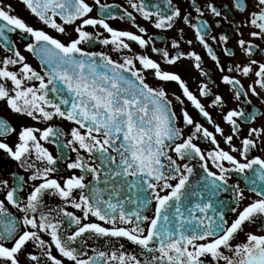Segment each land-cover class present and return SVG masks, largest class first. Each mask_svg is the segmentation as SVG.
<instances>
[{
  "label": "snow or ice",
  "instance_id": "obj_1",
  "mask_svg": "<svg viewBox=\"0 0 264 264\" xmlns=\"http://www.w3.org/2000/svg\"><path fill=\"white\" fill-rule=\"evenodd\" d=\"M20 3L0 264H264V0Z\"/></svg>",
  "mask_w": 264,
  "mask_h": 264
},
{
  "label": "flooded vegetation",
  "instance_id": "obj_2",
  "mask_svg": "<svg viewBox=\"0 0 264 264\" xmlns=\"http://www.w3.org/2000/svg\"><path fill=\"white\" fill-rule=\"evenodd\" d=\"M8 2L12 3L14 8L16 9V13L27 19L29 22L34 23V18H32L28 11L24 8L22 3H20V0H8ZM109 2L112 3H121L126 6V0H109ZM114 24H119L118 21H113ZM122 27H127V25H120ZM55 34V33H54ZM194 87V85H193ZM129 247V250H132L135 246L134 245H127Z\"/></svg>",
  "mask_w": 264,
  "mask_h": 264
}]
</instances>
